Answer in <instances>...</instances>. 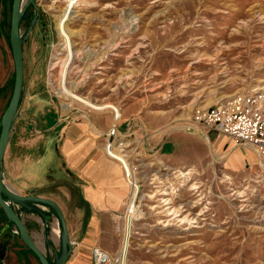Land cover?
Segmentation results:
<instances>
[{
    "label": "rangeland",
    "instance_id": "1",
    "mask_svg": "<svg viewBox=\"0 0 264 264\" xmlns=\"http://www.w3.org/2000/svg\"><path fill=\"white\" fill-rule=\"evenodd\" d=\"M11 4L0 0V61L11 53ZM37 4L38 19L23 43L33 108L42 106L40 98L60 112L89 108L63 92L65 60L70 88L121 108L119 124L123 110L132 108L130 117L144 126L120 135L138 167L132 191L139 202L125 264H264V167L257 154L231 166L229 144L220 149L194 118L264 88V0H91L68 18L64 0ZM27 9L23 35L34 15ZM0 73L10 77L0 92L1 118L14 70L0 62ZM167 136L175 141L173 153L149 156L146 139ZM49 161L38 165L39 173L53 167ZM125 219L112 218L111 233L103 236L112 256L119 254Z\"/></svg>",
    "mask_w": 264,
    "mask_h": 264
},
{
    "label": "crops",
    "instance_id": "2",
    "mask_svg": "<svg viewBox=\"0 0 264 264\" xmlns=\"http://www.w3.org/2000/svg\"><path fill=\"white\" fill-rule=\"evenodd\" d=\"M0 62L2 67L14 70L12 52L2 56ZM2 73L1 93L5 92L10 81L9 75ZM28 89L24 78L25 97L20 117L14 123L1 163L3 181L21 195H38L55 201L63 211L72 242V251L65 264H94L91 249L94 246L102 249L111 247L103 236L111 233V219L124 212L130 192L129 181L120 163L106 154L102 137L112 126H116L123 135H129L130 128L135 134L144 126L139 118L130 117L132 108L123 110L125 118L120 124L114 122L111 110L73 107L60 112L48 107V102L42 98L37 103L42 106L33 108L31 102L36 94L30 95ZM120 112L122 116L121 108ZM206 132L208 139L218 142L220 149L229 144L227 155L231 166L244 165L257 154L258 165L264 167V154L258 149ZM145 143L149 156L153 153L170 155L176 147L175 141L168 136L155 140L150 137ZM235 144L241 146L235 147ZM46 158L53 167L40 168L43 172L39 173L38 165ZM16 209L38 247L53 261L55 255L50 242L57 250L60 249V225L55 214L49 207L42 206L48 217L45 221L31 210L18 206ZM6 224L0 210V240ZM4 263L40 264L34 253L17 238L7 248Z\"/></svg>",
    "mask_w": 264,
    "mask_h": 264
},
{
    "label": "water",
    "instance_id": "3",
    "mask_svg": "<svg viewBox=\"0 0 264 264\" xmlns=\"http://www.w3.org/2000/svg\"><path fill=\"white\" fill-rule=\"evenodd\" d=\"M29 7L34 9V15L28 25L26 34L23 35L20 29L21 20L25 10ZM38 14L39 8L37 0H12L9 43L14 62V83L9 103L0 118V208L7 220V224L2 229L3 233L0 240V264H5L4 259L7 248L16 237L34 253L40 264H65L72 251V242L68 235L66 219L59 205L49 198L38 195L19 194L3 181L1 172L4 153L14 123L20 117L21 105L25 97L23 43L36 23ZM17 206L38 213L45 221L48 220V217L41 209L42 206L49 207L55 214L56 220L60 225L58 234L60 249L57 250L53 242L47 240V242L51 243V249L55 255L53 261H50L28 232L21 216L17 212ZM45 232L46 230H44Z\"/></svg>",
    "mask_w": 264,
    "mask_h": 264
},
{
    "label": "built area",
    "instance_id": "4",
    "mask_svg": "<svg viewBox=\"0 0 264 264\" xmlns=\"http://www.w3.org/2000/svg\"><path fill=\"white\" fill-rule=\"evenodd\" d=\"M108 108L112 112L115 123L121 119L120 108L110 105ZM197 125L203 127L207 131L214 132L219 136H226L237 143L246 144L258 149L264 154V88H253L245 91L244 94L232 97L231 99L212 105L203 111H198L195 116ZM121 132L116 126H112L103 135V148L106 154L117 160L124 172L125 177L130 184V192L126 199L125 210L115 218H125L127 211L135 209L134 205H138L139 198L133 193L132 186L135 185V171L137 165L133 161L132 153L128 152L126 166L123 159L116 156V152L124 150L118 147L122 144ZM123 151V153H124ZM132 152H135L133 150ZM131 154V155H130ZM138 154V153H135ZM129 167V168H128ZM138 185V184H137ZM123 230V229H122ZM91 256L94 264H118V258L112 256L108 251L94 246L91 249Z\"/></svg>",
    "mask_w": 264,
    "mask_h": 264
},
{
    "label": "bare ground",
    "instance_id": "5",
    "mask_svg": "<svg viewBox=\"0 0 264 264\" xmlns=\"http://www.w3.org/2000/svg\"><path fill=\"white\" fill-rule=\"evenodd\" d=\"M64 1L67 2V5L64 8V11L62 13V16L65 17V18L70 17L71 13L76 12V10H74V8L78 7L80 5V3H82V2L83 3L91 2V0H64ZM95 1L96 0H93V2H95ZM64 23H65V21L63 22V24ZM59 26H62V23H60ZM64 31L65 30L62 29L63 33H64ZM65 45H69V43L67 42V43H65ZM69 47H70V45H69ZM69 47L66 46V48L68 50H69ZM65 62H66V64L69 63L68 61H65V60L60 62L61 63L60 72L62 74H64V84L62 85V87H63L62 90H63V92H67L69 94L67 96L71 97V100H72L71 102H74L76 99H78V100L83 102V103H81V105H84L86 107L88 106L90 109L100 110V111L104 110V109H107L108 106H110L111 104L108 103V104H104V105H98L97 103L91 102V99L81 96L79 93H76L72 88H70L69 81L65 77L67 75V70L65 71V66H64ZM62 77L63 76H60L61 81H62ZM64 105H66V104H64ZM122 143H123V144H121L122 147H126V146L129 145V142H126V141L122 142ZM123 151L124 150L117 151L115 154H116L117 157L123 159L125 164H126V166H128V162H127L128 154L125 151L123 153ZM187 173L188 172H186V173L184 172V174H181V176H183V175L185 176V174H187ZM168 202L169 201H167L166 203H168ZM133 211H134V208L131 209V211H127V214H125L126 215V219H125V223H124V227H123V229L125 230V234L123 233L124 234L123 241H122V244H121V247H120V250H119V254L117 256L118 261H119L118 264H125V258H126V254L128 252L129 243H130V236H131V233H133V230H132V212ZM181 221H184V218H182Z\"/></svg>",
    "mask_w": 264,
    "mask_h": 264
},
{
    "label": "trees",
    "instance_id": "6",
    "mask_svg": "<svg viewBox=\"0 0 264 264\" xmlns=\"http://www.w3.org/2000/svg\"><path fill=\"white\" fill-rule=\"evenodd\" d=\"M27 10H28V9L25 10L24 15H23V17H22V20L26 18V16H27ZM22 20H21V21H22ZM13 80H14V76H13ZM79 206L82 207V205H79Z\"/></svg>",
    "mask_w": 264,
    "mask_h": 264
},
{
    "label": "flooded vegetation",
    "instance_id": "7",
    "mask_svg": "<svg viewBox=\"0 0 264 264\" xmlns=\"http://www.w3.org/2000/svg\"><path fill=\"white\" fill-rule=\"evenodd\" d=\"M0 210L2 211V209H1V208H0ZM2 213H3V211H2ZM4 217H5V215H4ZM5 218H6V217H5ZM16 238L18 239V237H16ZM16 238H15V239H16ZM50 246H51V245H50ZM54 247H55V246H54ZM51 250H52V249H51Z\"/></svg>",
    "mask_w": 264,
    "mask_h": 264
}]
</instances>
